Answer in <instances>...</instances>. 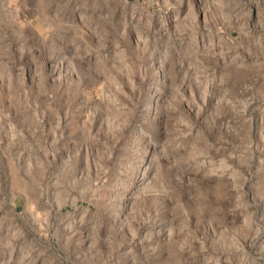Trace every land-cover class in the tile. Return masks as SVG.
I'll return each instance as SVG.
<instances>
[{
    "label": "rangeland",
    "instance_id": "374dc122",
    "mask_svg": "<svg viewBox=\"0 0 264 264\" xmlns=\"http://www.w3.org/2000/svg\"><path fill=\"white\" fill-rule=\"evenodd\" d=\"M0 264H264V0H0Z\"/></svg>",
    "mask_w": 264,
    "mask_h": 264
}]
</instances>
